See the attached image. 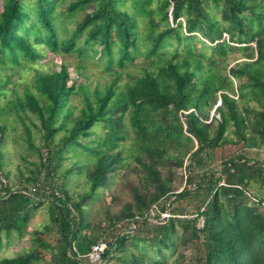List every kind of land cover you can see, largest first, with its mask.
<instances>
[{
  "label": "trees",
  "instance_id": "obj_1",
  "mask_svg": "<svg viewBox=\"0 0 264 264\" xmlns=\"http://www.w3.org/2000/svg\"><path fill=\"white\" fill-rule=\"evenodd\" d=\"M62 2L4 0L0 66L37 64L38 47L45 46L79 56L92 51L116 75L105 91L91 93L87 77L73 80L65 64L36 71L35 91L13 103L39 120L42 143L35 147L26 127L27 145L40 161L13 188L2 171L0 125V241L16 233L31 242L0 264H92L88 256L100 242L108 247L100 264H264V157L252 152L256 139L264 144V0H74L67 15L81 19L61 41ZM140 18L149 26L145 59L168 46L176 51L122 85V71L146 45ZM200 43L209 45L210 57L203 47L198 53ZM233 53L247 61L214 74L215 62ZM76 69L84 75L82 64ZM242 79L235 90L234 80ZM10 85L0 81V96ZM247 89L260 109L244 114L239 101H252ZM75 96L83 101L78 116L70 107ZM215 106L219 117L210 119ZM130 140L133 151L124 145ZM75 149L87 161L63 169ZM74 176L85 178V191L71 192ZM42 209L47 222L29 233Z\"/></svg>",
  "mask_w": 264,
  "mask_h": 264
},
{
  "label": "rangeland",
  "instance_id": "obj_2",
  "mask_svg": "<svg viewBox=\"0 0 264 264\" xmlns=\"http://www.w3.org/2000/svg\"><path fill=\"white\" fill-rule=\"evenodd\" d=\"M74 0H63L60 7L57 9V13L60 14V19L57 21V28L59 32V39L61 41L66 40L70 37L72 31L76 29L77 23L81 19L80 15H67L68 6ZM4 5V0H0V12L2 11ZM96 6H91L88 11H93ZM156 8V6H154ZM126 9L132 13L134 10L131 4L126 6ZM210 11L217 15L221 16V13L211 7ZM140 32L146 36L148 33V21L146 18H140ZM85 36L81 38L78 46H83V40ZM201 44V43H200ZM199 46V51L203 47L205 54L210 57L212 51L207 44H201ZM150 47V42L146 40V45L141 48L143 56L141 55L139 59L131 65H128L124 69L120 76V84L126 85L130 81L129 75H142L144 68H151L154 63H162L164 60L170 59L176 51V47L168 46L166 47L159 56L145 59L144 54L148 51ZM39 51L43 53V58L37 62V64L27 65L25 69H22L19 66L11 67L0 66V81L5 82L10 79L11 85L7 87L10 89L6 95L0 96V125L5 127V143L1 148L3 154L2 158V171L4 174L9 176L8 182L11 186L18 187L20 183L31 176V172L34 170V164L39 163V155L35 149L29 148L26 142L27 132L26 127L30 129L32 140L34 146L39 148L41 146V133L36 129L35 125H39V120L31 114V112L26 109L23 110L21 107L13 104L18 98L24 99L27 89H30L34 92V77L36 71L42 73H52L59 71L60 67L65 64L69 66V71L73 80L78 82L83 81L84 76L87 77V85L89 91L92 93L95 90H100L101 92L105 91L107 85L110 84L111 80L115 77L116 74L106 70V64L104 62L97 61L98 56H94V52H88L84 56H79L77 53L66 54L63 52L53 53L43 47H38ZM181 51V50H180ZM247 61L243 58L240 53L231 54L225 62L217 60L214 64L213 73L217 75H225L226 72L235 64L242 63ZM221 62V63H220ZM82 64L85 67V71L82 73L84 75H79L77 71V66ZM118 71V68L114 69ZM204 74L208 75V72L205 71ZM246 79L234 80V88L238 89L239 85L243 84ZM249 97L252 101L248 104L246 102L239 101L240 111L242 113H247L246 108L248 109H260V104L254 95L246 90ZM237 98V95H235ZM71 109L74 111V116L80 114L81 109L83 108V101L80 96H75L72 98L70 104ZM217 106L213 107L208 111L210 119L214 117H219L216 113ZM250 132V130L248 131ZM65 132H62L58 137L59 141ZM228 136L233 138L231 131L228 132ZM250 136L255 137L256 135L250 132ZM255 143L259 144V140L256 139ZM257 149L252 151L256 153L259 151L260 158L264 157V144L258 145ZM130 151H133V141L130 140L124 144ZM230 149L236 150L240 148L239 146H229ZM130 151L128 153H130ZM256 151V152H255ZM254 156V154H253ZM258 157L257 155H255ZM76 160H81L83 163L87 161V155L80 150H72V152L66 155V160L63 163V169H67L74 163ZM181 173V171H180ZM178 192L182 191L184 188V183H177ZM87 189L86 180L82 176H74L72 179V184L70 186L71 192L81 193ZM108 202L111 201L110 196L107 199ZM92 208L99 213L98 204H93ZM169 215L165 214L164 217L167 218ZM47 222L46 210H40L32 222L30 223L28 232H33L41 228ZM31 247L30 236L26 234L24 238H20L18 234L14 233L10 238L3 237L0 241V262L5 258H11L16 256L20 252H24Z\"/></svg>",
  "mask_w": 264,
  "mask_h": 264
},
{
  "label": "built area",
  "instance_id": "obj_3",
  "mask_svg": "<svg viewBox=\"0 0 264 264\" xmlns=\"http://www.w3.org/2000/svg\"><path fill=\"white\" fill-rule=\"evenodd\" d=\"M107 244L105 242H100L92 247V250L89 254V259L92 264H100L102 261V254L107 249Z\"/></svg>",
  "mask_w": 264,
  "mask_h": 264
}]
</instances>
